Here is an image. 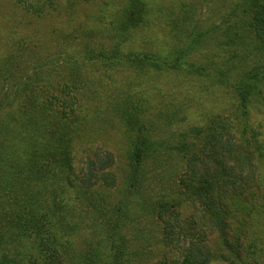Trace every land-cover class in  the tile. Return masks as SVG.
<instances>
[{"label": "trees", "instance_id": "16d2710c", "mask_svg": "<svg viewBox=\"0 0 264 264\" xmlns=\"http://www.w3.org/2000/svg\"><path fill=\"white\" fill-rule=\"evenodd\" d=\"M241 1L242 8L237 11L242 17L237 18L243 32L236 21V38L226 28L217 40L218 47L225 49L239 38L243 53L256 60L248 63L242 58L245 67L239 62L243 70H233L238 73L234 80L226 77L224 66L236 61L237 54L196 73L181 64L188 50L156 48L142 55L126 51L124 45L133 43L147 23L141 13L143 6L146 8L144 0H126L131 12L124 15V28L113 36L117 41L114 49L107 50L101 44L84 51L86 64L106 72L128 66L142 72H182L221 88L232 83L231 94L236 100L233 118L217 116L209 127L189 129L178 142L174 126L169 127L168 132L173 130L169 136L153 139L157 119L145 117L149 111L146 104L134 101L126 105L124 101L120 109L117 106L125 143L131 146L125 147L124 155L133 167V182L138 183L134 190L139 196L150 192L145 200L129 195L126 188L116 184L115 176L110 181L112 175L105 171L114 167L115 159L102 160L95 151L79 152L85 154L80 163L87 161L89 168H81L79 183L72 181L73 165L79 157L76 150L84 145L78 126L81 113L76 109L80 105L71 102L74 110L68 112L67 103L57 104L53 94H48L49 85L59 82V74L54 69L41 70L56 68V63H39L32 72L23 74L16 60L0 61L4 85L0 100V264H137L143 252L135 257L130 253L126 229L146 218L153 222L151 229L161 233V238L157 233L154 236L159 248L168 255L179 252L178 260L168 263V258H162L159 262L163 264H264V144L260 128L250 123L252 104L264 100V0H237L239 7ZM186 41L192 52L195 43L201 47L208 38L205 31L191 32ZM66 69L63 76L70 82L74 79L75 87L87 82L83 64L67 65ZM194 138L197 143L191 141ZM149 159L155 169L165 167V179L172 176L180 160L187 167L180 184L173 186L174 204L166 206L168 194L147 182L154 178L149 164L144 165ZM104 183L117 189L121 201L118 208L107 202ZM187 204L191 205L190 215ZM215 205L219 214L214 213ZM208 214L219 217L222 229L213 230ZM199 220L208 224L209 232L201 231ZM86 229L100 237H85L82 245H75ZM215 234L218 240L211 248L208 237ZM229 239L233 248L226 252L223 244L229 245ZM114 250L117 256L113 259ZM149 250L154 252V246Z\"/></svg>", "mask_w": 264, "mask_h": 264}, {"label": "rangeland", "instance_id": "374dc122", "mask_svg": "<svg viewBox=\"0 0 264 264\" xmlns=\"http://www.w3.org/2000/svg\"><path fill=\"white\" fill-rule=\"evenodd\" d=\"M144 1L146 8L143 6L141 13L143 12L147 23L140 29L141 32L133 43L124 45L126 51L142 55L156 48L188 50L181 64L187 70L194 69L196 73L211 69L213 64L221 65L237 54L238 57L234 59L236 61L232 60L224 66L228 70L224 73L226 77L230 76L231 80L238 78V73L233 71L236 67L243 70L239 64L240 62L244 66L242 58L248 63L256 62L253 56L243 53L239 38L230 48L227 46L226 50L223 46L217 45L218 36L222 35L226 28L230 29L232 38H236L237 22L243 32L240 18H237L242 17L241 12L237 11L242 8V1L240 7L236 4L237 0ZM128 8L126 0H0V61L7 58L16 60V67L23 74H27V71L32 72L33 66L39 63H56V68L43 67L41 71L54 69V72L59 74V82L50 84L48 93L53 94L57 104L67 103L68 112L74 110L71 102H75V106L80 105L76 109L81 113V122L78 126L84 145L77 148L76 154L79 155V152L91 154L95 151L101 154L102 160H106V157L114 158V167L105 171L106 174L112 175L110 181L115 180V176L116 184L126 188L129 195L135 194L136 198L145 200L150 192L139 196L134 190L138 183L133 182L131 176L133 167L124 155L125 149H129L130 145L125 143L127 137L116 109H120L124 101L126 105L134 101L141 105L146 104L149 111L145 117L152 115L157 119L155 121L157 130L152 134L153 139L169 136L173 130L168 132V129L174 126L178 142L183 139L181 136L185 135L186 131L191 128L199 130L202 126L209 127L210 122L217 116L233 118L236 100L231 94L232 83L221 88L219 85L213 86L212 82L206 79L186 77L182 72L160 74L159 71L142 72L128 66L106 72L100 66L86 64L84 51L87 48L92 49L105 44L107 50L114 49L117 41H113V36L124 28V15L131 12ZM233 10L236 13H232ZM199 31H205L208 41L200 45L201 47L195 43L191 52L190 48L187 49L190 42H187L186 38L189 33L196 34ZM77 64H83L88 72L87 82L79 88L73 85L74 79L70 82L63 76L68 71L67 65ZM16 72L15 70L10 75ZM3 93L4 85L0 81V100H3L1 99ZM250 112V123L253 127L260 128L262 132L260 139L264 144V100L255 101ZM236 122L239 125L240 121ZM90 139L93 140V144H88ZM191 141L197 143L198 139L194 138ZM80 158H85V154L79 155L78 162L73 165L72 181L77 183L79 177L83 176L81 168L86 171L89 168L87 161L80 163L83 161ZM151 161L149 159L144 163L149 164L147 168L152 171L154 177L147 182L151 183V186L161 188L163 194H168L169 200L165 204L170 206L175 203L174 197H171L174 193L173 188L180 184L179 180L186 175L187 167L185 168L180 160L172 176L165 179L164 174L167 171L165 167L155 169L154 166H150ZM103 186L107 188V194L102 188L107 196V202L118 208L121 201L117 189L110 183H104ZM186 208L190 215L191 205L187 204ZM219 210V206L215 205L214 213L219 214ZM208 217L211 219L209 222L213 223V230L222 229L219 217L214 215L211 218L209 214ZM148 219L150 218L143 219L140 224L126 229L130 253H134L135 257L136 253L143 252L141 254L143 258L138 260L136 258L137 264H163L162 261L159 262L162 258L163 260L168 258V263L175 258L178 260L179 252L165 254L159 248V244L155 243L154 236L157 232L151 229L153 222ZM201 221H197L201 231L209 232L208 224ZM203 225L206 227L203 228ZM224 233L227 234L226 230ZM216 234L208 237L211 248H214L213 241L218 240ZM94 235L86 229L78 235L75 245H82L80 241L85 237L93 240L96 236L100 237L98 234ZM157 236L161 238V233L158 232ZM228 244L230 246L223 244L226 252L233 248L230 239ZM150 246H154V252L149 250ZM25 247L28 250V243H25ZM116 256L114 250L112 258ZM214 264L223 263L216 261Z\"/></svg>", "mask_w": 264, "mask_h": 264}]
</instances>
